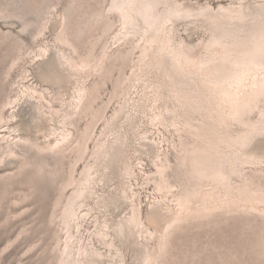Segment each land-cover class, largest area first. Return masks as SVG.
Listing matches in <instances>:
<instances>
[{"label": "rangeland", "instance_id": "1", "mask_svg": "<svg viewBox=\"0 0 264 264\" xmlns=\"http://www.w3.org/2000/svg\"><path fill=\"white\" fill-rule=\"evenodd\" d=\"M177 2L197 10L206 0ZM170 3L174 9L176 1ZM210 3L230 6L237 18L214 15L174 25L173 46L196 57L191 64L198 58L194 69L200 71L198 77L189 72L186 83L176 75L171 94L164 91L166 98L159 100L142 91L158 83V71L131 78L142 65V39L152 33H131L144 0H0V264H62L77 229L84 245L94 246L89 251H104L92 234V218H76L69 228L60 215L85 166L96 162L95 148L106 140V126L117 121L128 102L122 124L136 121L140 129L127 142L126 158L105 172L113 176L123 163L127 167L115 183L128 198L126 211L131 206L135 220L146 227L140 239L143 264H264V166L245 167L263 164L264 150L240 152V142L251 132L235 125L248 112L241 124L264 130V95L255 99L256 93L264 94V85L259 88L264 66L228 62L229 53L239 55L246 46L242 39L264 20L257 5L264 0ZM126 10L133 24L127 25ZM49 50L64 57L71 81L55 86L36 78ZM25 96L36 101L37 117L33 104L22 102ZM150 111L157 120L148 118ZM142 140L154 143L149 162L134 155L143 149ZM108 188L98 183L94 193ZM163 214L166 225L157 230ZM122 251L127 264H138L133 248Z\"/></svg>", "mask_w": 264, "mask_h": 264}, {"label": "bare ground", "instance_id": "2", "mask_svg": "<svg viewBox=\"0 0 264 264\" xmlns=\"http://www.w3.org/2000/svg\"><path fill=\"white\" fill-rule=\"evenodd\" d=\"M175 1H176V3H174L175 8L171 9L170 8L172 6V4L170 3L171 0H144L145 2V4H143L144 9H140L138 13L139 23H135L131 27L133 29L132 30L130 29L131 33H134V34H136L139 31H141L142 33L152 31L149 37L148 36L146 38L143 37L142 39L143 40V43L141 46L142 50L139 56L140 57L139 59L142 65L139 61L140 63L139 66L141 65V67L136 73H135L136 70L133 72L131 78H135L138 73L145 74L147 71H150V72L158 71L159 76H160L158 83H156L153 87H150L148 85V87H144L142 91L144 92L146 90L148 91V94H151V93L154 94L156 97L155 99H159V100L160 99L163 100V98H166L167 94L164 95L163 93L164 91H167L168 95L169 93L171 94V91H170L171 87L169 88V86L175 81L176 75H178V79H177L178 81H182L183 83H186L187 80L189 79L187 78L189 76V72L195 71L193 77H198L197 74L200 71L198 69H194L195 68L194 66H199L200 64V61L198 60V58H197V61H195V64H191L194 61L193 58H196V57L190 56L185 51V49H183L182 51L173 46L172 40L174 36H172V34L176 33V28H173L174 25L175 24L178 25L181 22L186 21V20H193L195 23L196 21L199 22L202 18L208 19L210 16H214V15H219L223 18L228 17V16L231 18H237L238 16L237 10H234L232 13L231 12L232 9L230 6L227 7L221 3H218V7L216 8L215 6H212V4L210 3V0H206L204 5L197 8V10H194V8H188L185 5L177 2V0ZM130 4L132 3L129 2L128 4H126V6L128 5L129 7H131ZM257 5L258 7H261L260 8L261 11H264V3L262 4L259 3ZM246 9L247 7L245 8V10ZM251 10L257 11L258 8L253 6ZM123 15L125 16V18H127V25L131 24L132 22L128 18L130 15H128L127 10L126 12L125 11L123 12ZM168 19H171V22H168ZM220 20H223V19H220ZM240 22L243 25L242 27L246 26V23L243 21V19H241ZM167 25H169L168 28L165 27ZM246 30L247 29L245 27V32ZM250 30H252L250 36L247 37L246 39H242V42H244L246 46L241 51H237L239 55H233L231 54V52L229 53L230 58L228 62H230V65L234 63L236 65L241 64V66L247 67L248 65L247 63H249L250 60H252L254 62H257L259 66L261 67L264 66V20H262L258 25H256L255 28L250 29ZM117 31H121V30H117ZM161 31L163 32L162 38L159 37V34H161ZM153 38L155 40H153ZM160 38L161 40H159ZM163 40H166L167 42L166 45H163ZM150 41H153L154 43ZM48 53L49 54L47 55V58L44 59V61L41 58L42 59L41 61H43L41 65L43 66L46 65V66L44 68H40V66L37 65L36 75H35L36 78L40 82L46 81L47 83H52V85L55 83V86L60 82L67 83V81L70 80V75H69L70 68L68 67L67 64H65L64 57L59 52L57 51L55 52L54 50H49ZM167 70L168 72H171V74H168V76H166L165 74ZM162 71H164L165 73H163ZM131 78H130V82H131L130 85L131 86L132 84H134V86L137 85L136 82ZM253 78L258 80L257 76H254ZM262 80H264V77H262ZM72 84H74V82ZM263 85L264 83L260 85L259 87L260 90H261V87H263ZM59 86L61 87L62 85H59ZM127 88L129 89L125 91V96H124L125 99H129L128 98L129 95H132L131 87L129 86ZM155 90L159 91L158 94L155 93ZM263 95H264L263 92H258L255 94V99ZM78 96L80 95L78 94ZM25 97L26 98L23 99V101L22 100L21 101L23 103L31 102L33 104L32 107H33L34 115L37 117L40 112L38 111L39 109L36 106V101H34L33 99H29L31 97H28V96H25ZM192 97H195V96L192 95ZM129 104H130L129 102L127 105L125 103L124 107L120 111H118V113L116 114L118 116L117 117L118 122L117 121L115 122V118H114L112 120V122L113 121L114 122L111 125L106 126L107 128L105 129V133L103 132L102 134L103 137L105 135L104 139L106 140L100 141V143L97 144L95 148L97 149L96 150V159H97L96 162L85 166L82 176L78 180L79 182L76 181L78 182L77 186L75 187L74 191L69 197L64 211L60 215L61 219L64 222L63 225H65V227L68 226L69 228L70 226H72V223L76 220V218L78 219L81 216L92 218L94 221V230L92 231V234L94 233V237L98 238V241H99L98 244H100L101 246H104V251H102L100 254L98 251H95L94 253H92V251H89L87 248H91V250H93L94 246L93 247L85 246L84 245L85 238L82 236L81 231L77 229L76 230L77 235H72L71 239L68 242V246L66 247L65 254L62 257V264H127L125 254L122 250H129L130 248L131 250L133 248L134 252L136 251V254H134V256L138 260V264H143L142 257H144L146 252L140 246L141 244L140 239H143L144 241L145 239L144 232H146V230L144 231V228L146 227H144L143 225L144 223L142 224V222L139 221L138 218H136L135 220L136 214L131 206L128 207L126 211V202L128 198H126L127 196L125 197V194L123 195V191L121 192V185L118 182L119 181L118 179L123 174H125V172L123 171L127 167H125V163H123L124 168L120 170L119 169L115 170V172L117 171L118 174L114 173L113 176L111 175L107 176L108 174H106L105 172V168H107L109 165L113 166L116 163H118V161H121L122 158H126L125 156L126 153L124 149L128 147V144H129L128 140L133 141L132 133H136L140 129L139 122H136V121L127 123L126 127H124V125L122 124L123 123L122 121H124V118H126L127 116L126 111H127ZM70 106L73 107L74 105L73 106L70 105ZM152 115H151V111L148 112V118L151 121L157 120L156 115L155 117L154 115L153 116ZM245 115L241 116V118L238 119V122H235V125L241 126L243 128L242 130L246 129L247 131H250L251 135L248 136V139H246L244 142L242 141L240 142V144H243V145H240L238 150L242 152L243 154H256L257 152H259L258 148H260V150H264V130L259 129V128L249 130L250 128H247L246 126L241 124L244 121ZM13 118L14 117H12V119ZM167 123H170V122H167ZM121 125H123V128L121 127ZM92 129H93V126H92ZM9 133L11 132L9 131ZM23 137L32 139L28 135L27 136L25 135ZM111 138H113V140ZM239 139L240 138H238V140ZM115 140L117 142H115ZM142 141H143L142 148L145 149L146 151L143 149L142 150L138 149V151L137 150L135 151L136 154L134 155L136 159H139L140 157H142L143 159L146 158V161L149 162L150 160H152V158L150 157V153L154 151L153 150L154 143L153 142L150 143L147 140H142ZM108 142L111 143L109 147H107V144H109ZM31 143H33V141ZM56 143L57 142H55V145H58V143L57 144ZM11 156L12 155H10V157ZM251 160H259L260 162H263V160H260L258 157H253ZM262 166H264V163L258 166H251L249 164L245 165V167H247L248 169L250 168L258 169V167H262ZM98 177H99V180H98ZM116 179L118 181L115 183ZM98 183L100 185H104V186L106 185L107 188L109 187L108 188L109 191L95 194L94 189L96 187V184ZM112 183H115V184L113 185ZM156 207H158L160 211L162 210V206H160V203L158 202L155 205V208ZM80 211L82 212L78 213ZM148 214L149 212L147 211L146 215ZM253 217L256 218V216H253ZM262 217L264 219V215H262ZM148 219L151 220V218H148L147 216L146 220ZM158 220L163 221L165 223L164 214L160 216ZM164 223L162 225V229H157V230H163L164 226L166 225V223L165 224ZM147 225L149 226V224ZM154 228H159V227H154Z\"/></svg>", "mask_w": 264, "mask_h": 264}]
</instances>
